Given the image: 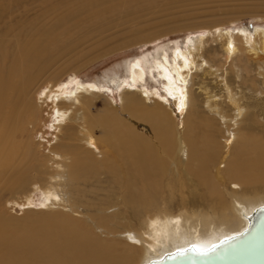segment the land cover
Here are the masks:
<instances>
[{"label": "bare ground", "instance_id": "bare-ground-1", "mask_svg": "<svg viewBox=\"0 0 264 264\" xmlns=\"http://www.w3.org/2000/svg\"><path fill=\"white\" fill-rule=\"evenodd\" d=\"M18 1L0 0V192L19 191L27 202L22 218L0 209V264H147L186 248L204 250L242 232L253 212L264 206V123L254 111L244 116L245 108L225 80L232 115L225 116L220 98L216 102L217 96L203 83L199 89L206 95L207 110L201 114L191 91L192 72L220 76V68L229 63L233 64L230 70L237 67L242 77L243 71L248 75L255 66L264 85V26L237 32L221 25L209 27L208 36L221 51L214 52L210 60L221 64L209 63L203 55L207 34L187 37L184 49L175 46L173 63L166 53L152 62L146 59L145 68L151 75L156 69L174 105L185 110L181 140L162 105L147 109L145 101L156 89L136 87V79L142 85L145 77L139 61L128 65V79L114 81L120 90L121 111L93 113L91 97L108 88L76 81L72 90L55 89L60 81L57 74L42 82L45 89L37 103L38 90L34 87L50 68L51 60L73 50L66 34L73 28L68 20H76L79 6L76 0H34L46 6L42 13L30 20H12V6H18ZM128 4L125 0L113 5L121 8ZM50 10L52 15L45 18ZM238 73L235 71V76ZM254 78L250 84L256 89ZM47 99L51 101L56 133L48 155H42L34 137ZM164 102H168L166 97ZM123 113L128 115L120 116ZM218 119L234 127L228 128L224 139L232 145L217 174L215 165L222 150ZM136 122L148 126L149 137L134 131ZM95 128L101 132L99 138L94 137ZM58 134L64 137L61 141ZM182 148L186 149L185 165L178 156ZM94 152L100 153L99 158ZM169 161L174 169H169ZM180 164L195 189L204 185L201 198L211 202L207 206L182 198L178 210L173 211L159 202L164 188L182 192L186 187ZM106 176L120 191L121 203L132 210L136 228L132 221L118 226V214L105 209L109 203L106 193L95 200L86 198V191L97 196L99 191L106 192ZM101 177L105 185L93 191L83 188L87 182L101 181ZM37 189L44 198L40 209H32L29 197ZM79 206L91 212L74 217Z\"/></svg>", "mask_w": 264, "mask_h": 264}, {"label": "rangeland", "instance_id": "rangeland-1", "mask_svg": "<svg viewBox=\"0 0 264 264\" xmlns=\"http://www.w3.org/2000/svg\"><path fill=\"white\" fill-rule=\"evenodd\" d=\"M76 1L79 6L75 14L76 20H68L73 28L68 29L66 34V37L71 38L69 43H72L73 50L60 56L61 58L55 56L54 60H51L50 68L41 77L39 85H35L34 87L38 90V93H35L36 102L40 103L39 98H41L42 92L45 89V85H43L45 82H42L57 74L60 81L57 83L55 89L65 87L67 90H72L76 81L82 83L93 82L101 88H108L106 90L101 89V93L91 97L94 102L91 106L93 113H99L105 109H113L115 112L121 111L122 105L119 101L120 90L116 89L117 84L115 85V83L117 82L114 83V81L120 83L121 80L128 79V65L139 61L140 65L145 69V77L142 85L141 81L136 79L139 84L136 87L140 90L147 88L154 91L156 89L155 95L150 96V99L145 101L147 109H153L156 106L162 105L170 116L173 132L181 140H183L182 137L185 131V110L181 111L174 105L173 98L162 87L163 81H160L159 77H157L156 69H154L151 75L145 68L144 62H152L154 59H159L162 53H166L169 62L173 63L172 50L176 47L184 49L187 45V37L194 34H203L204 36L207 34V39L205 40L208 42L203 55L209 63L217 65L220 63L219 61H211L210 59H212L214 52L221 53V51L219 44L210 40L212 37L208 36L206 32L209 27L221 25L225 29L237 32L242 29L251 30L258 25L264 26V0H128L129 4L121 8L120 6L114 7L113 4H120L125 0ZM17 3L18 6H12L14 11L10 16L12 20H30L36 18L46 7H43L44 4H39L34 0H19ZM50 11L46 14L45 18L52 15V11ZM59 12H61V9ZM69 23L67 24L68 26H70ZM2 28L3 22L0 23V30ZM203 65L207 70L208 66L205 63ZM231 65L233 64L225 63L218 71L220 76L207 75L200 70L192 72L191 91L197 100L199 111L201 114H206L207 110L206 104H204L206 95L204 91L199 89V86L203 83L212 94L217 96L215 98V100L217 99L216 102L220 98V102L218 103H220V106L222 105L225 116L229 117L232 115L233 108L226 102V89L224 85L226 81L229 85L228 89H231V93L235 94L236 97L238 96L240 99L239 104L245 108L244 116L251 115L254 111L258 115L257 118H260L259 120L264 123V85L262 77L257 75L255 66L252 67L253 70L249 73L250 75H245L243 71L241 77V71L237 67H233V72L230 70ZM235 71L237 73L240 71L238 76H235ZM153 77L157 78V80L153 79ZM251 78L257 79L256 89L252 88L250 84ZM177 83L179 86H183L180 82ZM42 85L44 87L40 88ZM164 97H166L168 102H164ZM45 102L48 106L42 105L43 116L39 122L40 127L37 128V133L34 137V140L39 142V146H41L42 155L47 154V151L51 149L49 144L51 142L53 145L56 133V130L52 126L54 120L52 118L53 111L50 106L51 101L47 99ZM173 108L176 111L175 113H173ZM127 115L128 113L120 114L123 117ZM244 123L245 121L243 120L239 126H242ZM133 125L136 133L146 137L150 136V129L147 125L142 122H136ZM218 126L220 131L217 133V137L222 150L215 165L217 169L215 172L217 174L221 173L225 156L230 151L232 145L224 139L227 138L228 128L233 130L231 128L234 127H230L227 121H220L219 119ZM28 127L30 128V125ZM100 135L99 128H95L94 137L99 138ZM58 136L59 141L64 138L60 134ZM97 142L102 148L103 143L101 140L97 139ZM183 149L178 152V156L181 159L180 162L185 165L187 162L185 160L186 149L185 151ZM94 154L99 158L100 153L94 152ZM184 165H181L182 167L180 168L186 179V187L183 191L175 189L172 191L169 188H164L161 190L159 196V202L165 203V206L172 208L173 211L178 210L182 198L185 201L191 202L193 200L205 206L209 202L201 198V194H204L206 191L204 185H198L197 189H195L194 183L191 185L189 181L191 178L185 171ZM174 166L172 161H169V169H174ZM220 177L222 178L223 176L220 175ZM107 179L106 176V192L99 191L97 196L94 192L86 191V198L95 200L106 193V200L109 203L105 209L107 208L108 213L115 212L118 214L116 218L118 226H123L132 221L134 223L132 226L136 228L138 223L134 222L135 216L132 210L126 208L121 203L120 191L111 185ZM102 180L103 177L98 182H87L83 188L93 191L96 187L104 184ZM41 192L40 189H37L33 191V194H30V208H41L40 203L44 198ZM26 202L24 201V197H21L19 191L11 193L8 190H2L0 192V209L7 215L22 218L23 213L21 212H23V206ZM76 209L77 211L73 213L74 217H82L91 212L83 206H79ZM96 231L99 233L97 229Z\"/></svg>", "mask_w": 264, "mask_h": 264}, {"label": "water", "instance_id": "water-1", "mask_svg": "<svg viewBox=\"0 0 264 264\" xmlns=\"http://www.w3.org/2000/svg\"><path fill=\"white\" fill-rule=\"evenodd\" d=\"M147 264H264V206L253 212L237 235L204 250L186 248Z\"/></svg>", "mask_w": 264, "mask_h": 264}]
</instances>
